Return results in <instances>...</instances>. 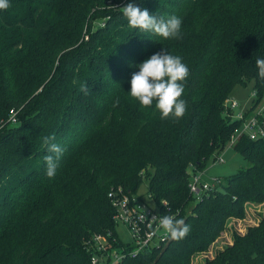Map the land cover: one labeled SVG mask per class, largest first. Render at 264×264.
Wrapping results in <instances>:
<instances>
[{
	"label": "trees",
	"instance_id": "1",
	"mask_svg": "<svg viewBox=\"0 0 264 264\" xmlns=\"http://www.w3.org/2000/svg\"><path fill=\"white\" fill-rule=\"evenodd\" d=\"M129 2L180 17L183 38L130 28L119 10ZM10 4L0 10V264H89L87 241L116 234L108 192L121 186L134 195L143 181L163 215L191 230L118 264H264V214L246 233L227 229L246 219L247 204H264V140L232 144L248 167L222 189L199 201L189 190L190 173L203 172L239 125L225 114L234 88L252 83L256 102L264 96L256 67L264 59V0ZM164 50L190 71L178 121L161 120L154 105L142 108L129 94L136 65ZM13 113L16 125L8 122ZM45 136L66 149L52 179ZM226 233L229 244L212 254Z\"/></svg>",
	"mask_w": 264,
	"mask_h": 264
},
{
	"label": "clouds",
	"instance_id": "2",
	"mask_svg": "<svg viewBox=\"0 0 264 264\" xmlns=\"http://www.w3.org/2000/svg\"><path fill=\"white\" fill-rule=\"evenodd\" d=\"M11 7L10 0H0V10L6 11ZM127 19L128 26L138 29L141 33H152L164 40L182 39V19L172 15L164 17L153 16L147 9H141L129 2L119 8ZM139 69L131 76V98L139 101L142 108H151L159 112L161 120L178 121L184 117L187 111V102L182 99L185 83L190 75L188 66L182 61V57L172 55L165 50L156 53L136 65ZM258 77L264 82V59L256 60ZM80 91L88 94L87 84L80 85ZM119 104V99L114 102V107ZM43 144L47 147L48 154L44 157L46 176L49 179L55 177L59 162L65 152V148L54 142V137H42ZM159 226L164 234L174 241H180L190 233V226L183 219H177L174 215H163L159 218Z\"/></svg>",
	"mask_w": 264,
	"mask_h": 264
},
{
	"label": "built area",
	"instance_id": "3",
	"mask_svg": "<svg viewBox=\"0 0 264 264\" xmlns=\"http://www.w3.org/2000/svg\"><path fill=\"white\" fill-rule=\"evenodd\" d=\"M250 98L252 105L249 110L243 112L237 111L239 104L232 99L229 98L225 102V114L230 119L239 121L230 139L232 144L241 137H247L253 141L264 140V96L257 103V95L253 91ZM8 122L16 125L15 113L11 115ZM220 163H223V159L218 156L212 162V166ZM221 185V181L217 178L210 181L204 180L202 172L190 173L189 190L197 201L202 193L220 189ZM107 197L114 209L112 219L115 223V232L118 226H123L129 240L123 242L117 234L115 236L110 231L95 235L86 243L92 252L89 264H118L125 257L135 258L140 253L159 249L171 240L159 226V218L163 216V213L149 196L142 198L137 193L129 195L123 187L118 186L111 188Z\"/></svg>",
	"mask_w": 264,
	"mask_h": 264
},
{
	"label": "rangeland",
	"instance_id": "4",
	"mask_svg": "<svg viewBox=\"0 0 264 264\" xmlns=\"http://www.w3.org/2000/svg\"><path fill=\"white\" fill-rule=\"evenodd\" d=\"M100 25L104 26L103 21L100 22ZM86 35L88 34H86V32L84 31L83 36L85 37ZM253 89L254 86L252 83L246 84L244 86H237L234 88V90L230 94V99L239 104V108L237 109V111L243 112L245 110H249V107L252 105V99L250 98V95L253 92ZM219 156L223 159V163L214 164V166H212V160H210L202 174L203 179L206 181H210L214 178L219 179L222 183L220 189H222V186L226 184V179L229 178L230 175H233L240 170L246 169V167H248V163L244 161L238 153L233 151L231 141L226 144ZM147 186L148 185L146 181H143L139 190L137 191V194H139L142 198H146L147 196ZM246 208L248 214L246 219L243 221L232 219V221L227 224L228 231L236 230V232L243 234L247 232L246 230L249 226L257 225L261 216H263L264 214V204L257 205L249 203L247 204ZM116 232L118 237L123 242H127L129 240L127 231L123 226H118ZM229 240L230 236L228 235V233L222 234L221 237L216 241V243H214L210 247L211 253L213 254V251H215L216 249H220L219 246L223 244H229ZM202 255L203 254H200L199 258H203ZM207 255L208 254H205L204 256Z\"/></svg>",
	"mask_w": 264,
	"mask_h": 264
}]
</instances>
